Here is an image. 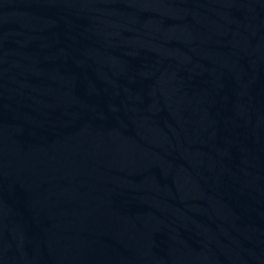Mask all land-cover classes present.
<instances>
[{
  "label": "water",
  "instance_id": "1",
  "mask_svg": "<svg viewBox=\"0 0 264 264\" xmlns=\"http://www.w3.org/2000/svg\"><path fill=\"white\" fill-rule=\"evenodd\" d=\"M0 264H264V0H0Z\"/></svg>",
  "mask_w": 264,
  "mask_h": 264
}]
</instances>
